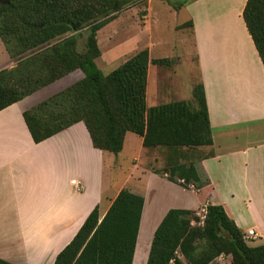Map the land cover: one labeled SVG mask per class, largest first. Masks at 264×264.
Returning a JSON list of instances; mask_svg holds the SVG:
<instances>
[{"label": "crops", "instance_id": "1", "mask_svg": "<svg viewBox=\"0 0 264 264\" xmlns=\"http://www.w3.org/2000/svg\"><path fill=\"white\" fill-rule=\"evenodd\" d=\"M246 2L191 0L180 10L192 24L196 50L195 75L185 99L176 98L170 83L149 95V78L153 72L158 76L160 67L148 64L146 107L148 97L155 102L152 107L162 98L165 104L190 100L193 86L203 85L212 145L195 152L201 157L194 153L182 159L206 182L199 190L151 171L150 162H157L143 147L142 153L150 158L145 157L142 166L133 158L123 183L109 190L103 161L110 154L93 148L83 123L35 144L23 120L31 108L28 98L0 111V259L53 264L89 213L98 206L103 216L124 187L144 200L134 256L148 214L145 263L153 233L171 209L198 212L208 204L222 206L244 234L254 230L256 241L264 244V67L242 18ZM152 48L147 45L149 60L154 59ZM16 64L0 40V71ZM129 135L133 134L126 135L123 150Z\"/></svg>", "mask_w": 264, "mask_h": 264}, {"label": "trees", "instance_id": "2", "mask_svg": "<svg viewBox=\"0 0 264 264\" xmlns=\"http://www.w3.org/2000/svg\"><path fill=\"white\" fill-rule=\"evenodd\" d=\"M146 1L0 0V40L17 62L0 71V111L79 70L83 80L23 113L32 141L39 144L83 123L94 149L117 156L130 133L142 139L144 149L169 153L167 167L156 174L199 190L206 182L193 164L170 158L178 154L182 160L212 145L203 85L193 86L190 102L147 108L148 64L165 67L171 60H149L142 50L107 76L95 64L101 56L97 33L116 14ZM163 1L177 12L191 0ZM242 18L264 67V0H247ZM191 27L187 22L177 29ZM83 30L85 52L79 55L75 37ZM143 205L141 196L122 189L103 216L96 206L53 264H133ZM204 209L198 227L191 225L199 221L196 212L169 210L153 233L145 264H209L222 253L231 256V264H264V245L247 246L222 206ZM0 264L11 263L0 259Z\"/></svg>", "mask_w": 264, "mask_h": 264}, {"label": "rangeland", "instance_id": "3", "mask_svg": "<svg viewBox=\"0 0 264 264\" xmlns=\"http://www.w3.org/2000/svg\"><path fill=\"white\" fill-rule=\"evenodd\" d=\"M146 3V5L138 4L124 9L116 14L112 22L97 33V43L103 56L101 55V57L95 61V64L102 74L107 76L136 53L146 50L147 45H152L151 55L154 59H169L171 63L169 66L160 67L158 69V72H160L158 76H153L155 68L151 70V74L152 72L153 74L151 80L149 78V95L152 92H156V88L164 91L170 86V83L175 85L176 98L185 99V96L188 94L189 83L192 80V76L195 75L196 50L190 29H177L176 26L186 23L188 21L187 15L184 11L179 10L175 12L172 7L168 5V2L163 0H147ZM147 10L150 18L146 17ZM86 37L87 32L85 30L81 31L75 37V51L79 55L85 52ZM80 72L79 70L74 71L27 97V104L31 106L30 109L35 108L42 102L83 80L84 75ZM156 94L162 96V92ZM191 100L192 97L190 100L183 101L190 102ZM165 101L166 100L162 98L158 102V105L165 104ZM172 102L179 101L174 100L169 103ZM153 103L155 102L151 101L150 97H148L147 107H152L154 105ZM122 151L121 155L114 156L110 154L104 157V184L109 190H114L123 183L125 173L130 171L133 158L140 160V166H142L145 162V157L149 159L151 156V160L157 162H150L149 169L153 172H158L164 167H167V158L169 156L167 150L164 148L152 150L145 149V151L152 153L148 158L147 155L144 156V153H142V146L139 144V138L135 135H129V138L127 137L126 147ZM190 151L191 150L187 149L183 152ZM195 152L197 151L194 150V153ZM195 154H198L199 157L203 156L201 152ZM177 155L178 154L172 156V159L170 158L171 162H177L179 160L180 163H183L182 160L176 157ZM137 161H135L134 164ZM123 189L127 188L124 187ZM162 211L163 209L160 212ZM147 216L148 214H146V217L143 219L139 241L140 248L143 247L136 251L134 264H145L147 250V246L145 245L150 232V230L148 231L146 228V222L148 221ZM202 216L203 213L201 210L196 212V218H198L199 221H194L191 225L194 227L202 226ZM245 244L249 247L264 245L259 244L256 240L247 239H245ZM221 255L223 257L219 258ZM221 255L216 257L209 264L232 263L230 255L225 253Z\"/></svg>", "mask_w": 264, "mask_h": 264}, {"label": "built area", "instance_id": "4", "mask_svg": "<svg viewBox=\"0 0 264 264\" xmlns=\"http://www.w3.org/2000/svg\"><path fill=\"white\" fill-rule=\"evenodd\" d=\"M179 183L182 184L183 181H179ZM73 184H74V183H73ZM189 188H193V187H189ZM201 212H202L203 215H204V213H205V209H203ZM203 219H204V216H202V220H203ZM201 223L203 224V221H202ZM199 224H200V223H199ZM245 239H247V240H254V241L257 240V236H256L254 230H248V231L246 232V234H245ZM221 257H223V256H222V255L219 256V258H221Z\"/></svg>", "mask_w": 264, "mask_h": 264}, {"label": "bare ground", "instance_id": "5", "mask_svg": "<svg viewBox=\"0 0 264 264\" xmlns=\"http://www.w3.org/2000/svg\"><path fill=\"white\" fill-rule=\"evenodd\" d=\"M138 249H140V246H139V248H138ZM138 254H139V253H138ZM138 254H137V255H138Z\"/></svg>", "mask_w": 264, "mask_h": 264}]
</instances>
